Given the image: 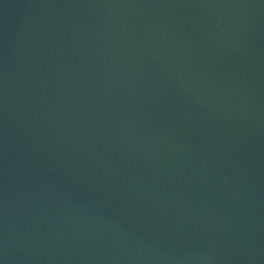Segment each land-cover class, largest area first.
I'll return each mask as SVG.
<instances>
[{
  "label": "water",
  "instance_id": "water-1",
  "mask_svg": "<svg viewBox=\"0 0 264 264\" xmlns=\"http://www.w3.org/2000/svg\"><path fill=\"white\" fill-rule=\"evenodd\" d=\"M0 264H264V0H0Z\"/></svg>",
  "mask_w": 264,
  "mask_h": 264
}]
</instances>
